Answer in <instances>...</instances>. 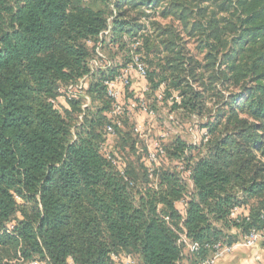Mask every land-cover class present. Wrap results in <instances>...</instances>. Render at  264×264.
I'll return each mask as SVG.
<instances>
[{"label": "trees", "instance_id": "16d2710c", "mask_svg": "<svg viewBox=\"0 0 264 264\" xmlns=\"http://www.w3.org/2000/svg\"><path fill=\"white\" fill-rule=\"evenodd\" d=\"M88 1L0 0V264H199L262 229L264 0ZM96 44L120 64L90 73ZM131 52L147 66L132 99L202 122L194 143L159 138L155 161L130 117L106 131L103 80ZM84 75L82 108L62 94Z\"/></svg>", "mask_w": 264, "mask_h": 264}, {"label": "built area", "instance_id": "2783aa9c", "mask_svg": "<svg viewBox=\"0 0 264 264\" xmlns=\"http://www.w3.org/2000/svg\"><path fill=\"white\" fill-rule=\"evenodd\" d=\"M87 1V0H83ZM102 35H108V30L103 31L99 38L102 37ZM88 44H91V41H87ZM139 42L133 43L132 46L138 45ZM95 54L96 58H92L89 61V67H90V73H93L98 70L105 71L111 66H113L114 63L120 64V59L117 58L115 60L108 59L106 55L101 51L100 44L95 45ZM138 75L140 77H146L147 75V66L146 63L143 61L142 56L131 52L130 60L125 64L121 65L118 69V73L113 78H107L103 80V84L105 87V94L106 97L110 100V109H109V115L111 117V121L109 124L106 125V131L108 134L112 135L114 132V126H121V121L124 116L131 117L133 116L138 110L143 111L144 113H147L148 115L153 116L154 112L152 110H149L148 105L144 99V93L141 97H139L137 100H127L124 97L123 94V88L129 87L132 82L133 75ZM87 75H84L80 79L77 80V82L68 84L64 88V93L60 97L64 99H71L76 97H83L85 102L82 104V108H85L89 103V98L85 94V89L87 88ZM147 88L144 87V91ZM127 101H125V100ZM142 131L141 125H134V132L139 134ZM166 133H162L160 137L163 139L166 137ZM196 142V138H194V141ZM154 150H151L148 154V158L150 161H155L157 158V153H162V148L160 145V142L158 140L153 142ZM182 169V167H179ZM188 171H183L182 176L185 179H188ZM238 206H235L230 211V217H235ZM261 219L263 222V228L258 229H250L244 234L240 235L238 239L231 244H227L224 242H216L213 245H211V255L204 260H202L199 264H216V260L225 254L230 253L235 247H244V248H251L258 244H264V211L261 213ZM181 240L187 245V248L190 251H195L198 249V245L196 243H190L187 241V239L184 236H181ZM112 257L114 261L118 262L119 264H133V260L130 255H126L123 257H120L119 255L112 254ZM23 264H42L38 263L37 261H30Z\"/></svg>", "mask_w": 264, "mask_h": 264}, {"label": "rangeland", "instance_id": "374dc122", "mask_svg": "<svg viewBox=\"0 0 264 264\" xmlns=\"http://www.w3.org/2000/svg\"><path fill=\"white\" fill-rule=\"evenodd\" d=\"M86 5L92 6L94 8L100 7L99 2L92 0L85 3ZM158 22L161 23V25H165L169 20H163V19H156ZM183 40H186L184 37ZM150 47V46H149ZM155 49H159L156 43L152 46ZM151 48V47H150ZM145 49L142 47V53L144 55ZM107 54V55H106ZM105 55L110 58L112 55L111 53H106ZM151 59L156 62V57L154 55H151ZM152 69V68H151ZM170 74L168 73L167 76ZM135 79L132 81L133 90L130 91V93L127 95V97L131 100L136 93L140 92V85ZM88 83V82H87ZM168 86H171V81H168ZM135 84V85H134ZM88 85V84H87ZM144 99L148 105V107L152 104H155L154 109V116L148 117L144 114H134L129 119L130 123L133 125H141L142 131L137 135L138 139L143 141L144 144H148L150 140H158L160 135L162 133L167 134L166 141H168L170 138H172L175 135H180L183 139H185L187 142L194 141V138L197 139V132L196 127L200 125L201 119L199 117H192L189 120H187L185 117H183L179 111L173 110L169 104L161 103L158 104L153 103V99L151 97H147L144 93ZM204 120V119H203ZM194 143V142H193ZM116 144V138H114L111 141V145L113 146ZM124 157L129 161V157L126 155V153L121 152Z\"/></svg>", "mask_w": 264, "mask_h": 264}, {"label": "crops", "instance_id": "0c3cea01", "mask_svg": "<svg viewBox=\"0 0 264 264\" xmlns=\"http://www.w3.org/2000/svg\"><path fill=\"white\" fill-rule=\"evenodd\" d=\"M128 94H124L127 100H129ZM153 116L149 115L151 118ZM216 264H264V244L251 248L235 247L230 253L218 258Z\"/></svg>", "mask_w": 264, "mask_h": 264}]
</instances>
